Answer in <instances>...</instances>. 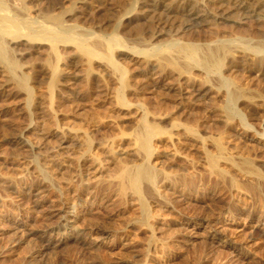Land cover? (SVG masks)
Segmentation results:
<instances>
[{"label":"rangeland","instance_id":"374dc122","mask_svg":"<svg viewBox=\"0 0 264 264\" xmlns=\"http://www.w3.org/2000/svg\"><path fill=\"white\" fill-rule=\"evenodd\" d=\"M21 1L25 4L28 14L33 16L34 11H37L36 14L49 11L50 2L54 0ZM59 1L64 2V0H57L54 4H58ZM68 1L75 3L73 6L67 2L69 9L74 7L73 9L76 10L81 6L77 0ZM134 1L89 0L90 5L83 8L82 17L71 19L67 24L75 25L80 30H86L105 38L118 37L119 46L129 51L144 49L146 43L141 34L134 32V29L137 28L136 25H130L126 30L127 36L124 37L115 30V23L124 11L133 6ZM87 10L91 12H87ZM183 18L179 16L172 21L167 19L162 23L161 26L164 27L162 35L153 44L178 41L215 45L220 48L218 73L206 74L203 70L188 66L186 62L176 57L171 56L175 61L170 62L168 61L169 57L163 56L162 70L159 75L163 73L161 75L164 76L159 83L155 82V72L144 74L141 72V67L131 61V57L118 58L117 62L128 72L126 84L132 90L127 95V100L131 104L140 102L151 114H171L172 119L180 120L182 124H186L203 139L218 137L227 153L248 159L254 167L264 173V23L259 25L254 20H249L241 26L210 23L202 29L182 32L178 31V27L182 24ZM61 54L70 57L72 52L62 50ZM39 60L40 55L33 54L23 63L32 64ZM93 68L101 70L96 66ZM76 74L78 71L73 64L65 66V74L58 80L59 84L68 82V85L66 84V89L62 91L56 89L55 107L58 116L55 119H47L45 128L52 131L54 125L69 124L75 129L87 133L93 142L110 141L116 134L131 135L133 133L131 121L136 120V116L131 112L132 110L124 111L119 107L115 98L114 83L108 77H103L98 82L92 78L81 79ZM186 76L190 77V80L186 81L184 78ZM219 76L228 80L255 101L253 108L244 105L237 106L240 118L226 120L222 117L225 93L217 84ZM205 83L209 87L208 92L201 93V97L200 94L194 95L195 90ZM30 85L35 89L38 103L45 104L47 100L46 79L32 72ZM178 85L179 88H176ZM184 91L185 93H183ZM60 93L65 98H59ZM20 102L18 98H14L1 103L9 111L6 114H0V126L3 123V126L0 127V140L4 136L8 137L13 134L14 127L24 122V117L15 111ZM164 130L166 133L154 142L157 152L152 164H155L154 166L159 170L158 180L163 181L161 184L157 180V184L167 187L166 184H169L167 183L169 181H181L185 197L181 202H176V200L171 202V208L169 207L167 210L166 218L168 217L169 222L166 226L155 225L157 227L156 243L149 239L147 232H137L129 228L141 221L140 210L136 208L124 209L119 203L110 202L112 192L104 191L101 188L96 187L93 192L89 190L90 195L88 193L80 195H76L74 192L65 193L68 195L66 198L63 197L65 200L58 199L57 202L60 205L56 202L53 204L54 206L48 203L39 206L38 198L34 193L31 195L13 191L8 193V191L3 192L0 189L1 199L7 193V196L13 200L16 199V203L17 200L20 201L19 204L17 203L18 208L15 205L7 212L6 208L0 206V264H114L118 261L129 262L132 256H136L138 253L145 255L149 245H151L149 251L151 255L154 256L155 251L158 252H156L157 255L161 254V242L166 243L165 256L169 258L176 256V261L173 264H264V181L246 182L238 172L233 170L230 171V175L239 183L237 187H233L228 181L219 182L209 178L203 151L205 148L211 154L216 153L212 143L207 142L203 148L200 142L188 135L185 130H179L176 136L171 134L169 125H165ZM170 135L173 136L172 140L168 139ZM58 142L59 139L51 138L48 140L47 147L58 150ZM92 150L98 155L101 153L100 148L94 147ZM123 152H126L123 154V158L130 156L129 149ZM60 153L68 156L72 152L63 150ZM117 153L121 154V152ZM20 165L21 161L14 157L0 158V170L4 173L18 168ZM31 172V177L35 180L36 174L33 170ZM54 172L64 176L68 173L71 174L74 183L77 184L82 177L79 179L76 174L85 178V172L76 167L59 169ZM103 176L105 179L107 173H104ZM87 195L89 198L86 197ZM78 201H81L82 204L80 205ZM34 211L38 212V215ZM85 211L89 215H86ZM64 212L70 214L67 219L69 222L60 219L63 217L61 215H65ZM154 213H157L156 217L165 215L159 214L157 211ZM72 216H75L76 222L74 223L71 221ZM192 217H203L210 220L231 217L240 228L245 226L248 238L245 237L243 240L235 237L233 240L236 246L242 244L243 252L237 250L231 253L228 248H222L216 244L210 247L211 244L202 231L200 234L202 237H196L195 245L185 243L189 234L183 231L184 228L182 230L181 224L184 219ZM131 223L134 225L131 226ZM48 226H51V229ZM73 235L77 237L74 238ZM123 239L127 240L126 246L120 244ZM148 242L153 243L154 247ZM95 243H100V245ZM145 248L147 249L145 250ZM154 249L157 250L154 251Z\"/></svg>","mask_w":264,"mask_h":264},{"label":"bare ground","instance_id":"6f19581e","mask_svg":"<svg viewBox=\"0 0 264 264\" xmlns=\"http://www.w3.org/2000/svg\"><path fill=\"white\" fill-rule=\"evenodd\" d=\"M56 1L50 2L49 11L47 10L46 13L36 14L37 11H34V15L30 16L21 0H0V114H6L9 111L1 103L18 98L21 102L15 111L24 117V122L14 127L13 134L8 137L4 136L0 140V158L11 156L21 161L18 168L11 169L9 172L4 173L0 170V189L3 192L13 191L30 195L34 193L35 197L38 198L37 204L43 206L44 203L53 205L58 199L66 198L67 194L65 195V193L74 192L76 195L88 193L90 195L89 190L93 192L94 188H101L104 191L112 192L110 202H117L124 209H139L140 211H138L142 214L141 221L135 222V226H132L133 223H131L132 227L129 228L137 232H147L149 239L156 243L157 227L155 225L166 226L169 222L168 217L166 218L168 216L167 210L171 202L173 200L181 202L185 197L181 181H169L167 182L169 184H166L167 187L162 186L163 181L160 182L157 178L159 170L154 166L155 164H152L157 152L154 142L166 133L165 125L170 126L173 136H176L179 130H185L188 135L198 140L203 148L207 142L212 143L216 153L211 154L205 148L203 151L209 178L219 182L228 181L233 187H237L239 183L230 175V171L233 170L238 172L246 182L264 181L263 172L254 167L248 159L227 153L218 137L203 139L186 124H182L180 120L172 119L169 113L151 114L140 102L131 104L127 100V95L132 92L126 84L128 72L117 62L118 58L131 57V61L140 66L141 72L144 74H151V71L155 72V82L159 83L164 76L161 75L163 73L159 75L162 70L163 56L169 57L168 61L170 62L175 61L171 58L173 56L186 62L188 66L203 70L206 74H217L220 63L218 57L220 48L215 45H199L193 42L178 41L153 44L162 35L164 30V27L161 26L162 23L166 22L167 19L172 21L179 16L184 17L182 24L178 27V31L181 30L182 32L202 29L210 23L241 26L249 20H254L260 25L264 23V0H174L172 2H167V0H135L133 6L124 11L115 23V30L124 37L127 36V28L130 25H136L135 34H141L146 43L144 49L138 51H129L119 46L118 37L109 36L105 38L86 30H80L75 25L67 24L71 19L75 20L82 17L83 8L90 5L89 0H77L81 6L76 10L73 9L74 7L69 9L67 6L68 3L75 6L74 2L64 0V2L59 1L58 4H54ZM71 4L69 5L71 6ZM87 12L91 11L87 10ZM67 18L69 20H66ZM62 50H70L72 55L65 57L61 54ZM33 54L40 55V60L32 64L23 63L26 58H31ZM67 64H73L78 71L76 75L81 79L92 78L100 82L103 77H108L114 83L115 98L119 107L124 111L132 110L131 112L136 116V120L131 121L133 128L131 135L116 134L110 141L93 142L87 133L79 131L69 124L54 125L52 131L45 128L47 119H55L58 116L55 107V100L57 99L55 92L56 89L59 91L66 89V84L68 85V82L59 84L58 80L65 74ZM93 66L99 67L101 70H95ZM32 72L41 75L47 81V100L43 105L38 103L35 89L30 85ZM184 78L186 81L190 80L188 76ZM217 84L225 93L222 117L226 120L240 118L237 111L238 105L254 107L255 101L228 80L219 76ZM176 88H179V85ZM208 88L205 83L193 93L194 95L200 94L201 97V93L208 92ZM59 98H65V96L60 93ZM173 136L170 135L168 139L172 140ZM51 138L59 139V151L47 147L48 140ZM94 147L101 149L99 155L93 153ZM126 149H129L130 156L123 158V154L126 153L123 151ZM63 150H71L72 153L64 156L60 153ZM117 152H121V154L119 155ZM41 162L42 164H40ZM68 167L82 169V172H85V178L76 174L79 179L82 177L77 184L74 183L71 174L68 173L64 176L54 172ZM31 170L36 174L35 180L31 177ZM109 171H112L113 174ZM104 173H107L105 179H103ZM157 180L161 183L160 186L157 184ZM5 196L0 198V206L6 208V212L13 209L15 205L18 208L17 203L19 204L20 201L17 200L16 203V199L13 200L7 196V193ZM78 202L80 205L82 204L81 201ZM47 206L49 207V205ZM21 207L23 206L21 205ZM57 207L59 208V206ZM153 211L165 215L156 217L157 213ZM34 213L36 212L34 211ZM64 214L61 215L63 217L60 219L68 221L70 214L65 212ZM85 214L89 215L87 212ZM43 218L46 220L44 216ZM71 218L73 223L76 222L75 216ZM56 219L58 220V217ZM32 224L30 225L33 226ZM181 225L183 226L182 230L184 228L183 231L189 234L185 241L188 245H195L196 237L200 236L202 231L203 235H206L207 241L210 242V247L216 244L222 248H228L231 253L237 250L243 252L244 250L242 244L241 246L238 244V247L233 240L235 237L244 240L247 237V230L245 226L240 228L231 217L213 220L192 217L184 219ZM49 227L51 229V226ZM29 232L28 234H30ZM81 236L83 237V235ZM73 237L76 238L77 236L73 235ZM126 242L127 240L123 239L120 244L126 246ZM95 244L100 245V243ZM165 244L160 243L162 248H159L162 249V253L159 255L155 251L158 247L154 249L155 253L151 251L155 255H151L149 253L151 245H149L148 249L145 248V250L147 249L145 255L138 253L136 256H132L129 262L118 261L114 264H173L176 261V256L169 258L164 255L167 248H165ZM155 245L157 246V244Z\"/></svg>","mask_w":264,"mask_h":264}]
</instances>
